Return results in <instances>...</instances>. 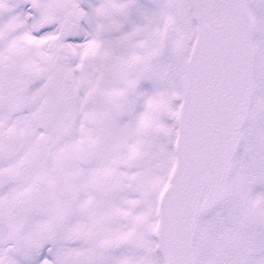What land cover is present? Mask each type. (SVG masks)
<instances>
[{
	"label": "snow or ice",
	"instance_id": "obj_1",
	"mask_svg": "<svg viewBox=\"0 0 264 264\" xmlns=\"http://www.w3.org/2000/svg\"><path fill=\"white\" fill-rule=\"evenodd\" d=\"M0 264H264V0H0Z\"/></svg>",
	"mask_w": 264,
	"mask_h": 264
}]
</instances>
